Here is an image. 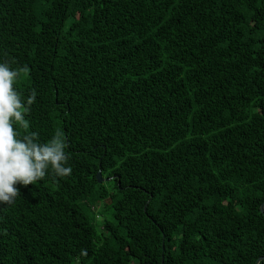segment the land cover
Instances as JSON below:
<instances>
[{
  "label": "trees",
  "instance_id": "obj_1",
  "mask_svg": "<svg viewBox=\"0 0 264 264\" xmlns=\"http://www.w3.org/2000/svg\"><path fill=\"white\" fill-rule=\"evenodd\" d=\"M0 62L72 168L0 204V264H264V0H0Z\"/></svg>",
  "mask_w": 264,
  "mask_h": 264
},
{
  "label": "clouds",
  "instance_id": "obj_2",
  "mask_svg": "<svg viewBox=\"0 0 264 264\" xmlns=\"http://www.w3.org/2000/svg\"><path fill=\"white\" fill-rule=\"evenodd\" d=\"M20 74L19 69L0 62V204L7 205L20 194L17 184H34L49 171L61 177L72 172L62 131L46 142L36 131L20 134V128H30L26 113L36 100L35 90L25 100L14 86Z\"/></svg>",
  "mask_w": 264,
  "mask_h": 264
},
{
  "label": "water",
  "instance_id": "obj_3",
  "mask_svg": "<svg viewBox=\"0 0 264 264\" xmlns=\"http://www.w3.org/2000/svg\"><path fill=\"white\" fill-rule=\"evenodd\" d=\"M97 178H98V181H99L100 183L103 181L101 171L98 172V174H97ZM261 212H262L263 215H264V204H263L262 207H261ZM261 259H264V258H261Z\"/></svg>",
  "mask_w": 264,
  "mask_h": 264
}]
</instances>
